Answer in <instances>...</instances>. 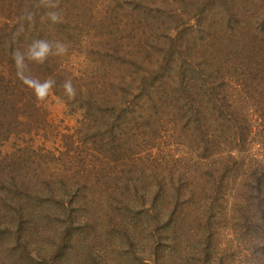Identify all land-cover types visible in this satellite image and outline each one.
Wrapping results in <instances>:
<instances>
[{
  "label": "rangeland",
  "instance_id": "1",
  "mask_svg": "<svg viewBox=\"0 0 264 264\" xmlns=\"http://www.w3.org/2000/svg\"><path fill=\"white\" fill-rule=\"evenodd\" d=\"M72 1L76 97L9 103L0 0V264H264V0Z\"/></svg>",
  "mask_w": 264,
  "mask_h": 264
},
{
  "label": "clouds",
  "instance_id": "2",
  "mask_svg": "<svg viewBox=\"0 0 264 264\" xmlns=\"http://www.w3.org/2000/svg\"><path fill=\"white\" fill-rule=\"evenodd\" d=\"M33 10L25 7L20 15V23L12 33L13 42L19 40L26 31V25L36 22L39 14L37 10L46 9L44 15L52 24L64 22L62 11L59 9L58 0H38ZM69 51V44L62 40L34 39L24 48H16L12 53V60L16 69V78L27 88L31 89L38 103H46L53 89L56 87V80L52 77L41 80L31 74L30 63L44 64L50 57H63ZM61 87L65 96L73 99L77 95V89L72 80L66 79Z\"/></svg>",
  "mask_w": 264,
  "mask_h": 264
},
{
  "label": "trees",
  "instance_id": "3",
  "mask_svg": "<svg viewBox=\"0 0 264 264\" xmlns=\"http://www.w3.org/2000/svg\"><path fill=\"white\" fill-rule=\"evenodd\" d=\"M66 1L70 3L72 0H70V1L66 0ZM61 2H63V1H61ZM69 3H67L68 6H70ZM224 3L227 6V9L224 8ZM63 4L64 3H61L60 8L65 10L66 13L68 12V14H71V12H70L71 6H70V8H68V10H66V9H64L65 6ZM220 4L228 14H231V15L235 14L232 12V11H234L233 7L234 8L237 7L235 0H224V1L220 0ZM247 6H248L247 1L241 3L242 9H248ZM208 7H211V6H208ZM40 18H42V15L37 16V19H40ZM238 22L236 21V23L234 25H232L230 28L232 29L235 25L237 26L239 24ZM50 25H52V24L51 23L48 24V26H50ZM48 26H47L46 30L41 29V26L39 24L33 26L34 28L26 29L25 33L23 35H21L19 40H17V42L15 41L16 43L13 42L14 44L12 43L13 45L11 47V50L12 49L15 50L16 48H24L29 43H31V41L34 39H48L49 40V36H50V34H49L50 30L49 29L50 28H48ZM260 27H261L260 28L261 34L262 33L264 34V24L260 25ZM252 28H250V29H252ZM250 29L248 27H243V28H240L239 30H237V35L235 36L236 37L235 43L237 45H238V42H240V41L243 42V47H245L246 45H248L250 43L251 40H250L249 36L252 34ZM11 35H12V32H11ZM9 37H11V36H9ZM10 39H12V37ZM230 43L233 46L234 42L231 41ZM29 67L31 70V74L35 77H38L41 80L47 79L49 77L54 78L56 80V87L53 89L54 94L70 103V99L67 96H65L64 90L61 87L63 82L66 79H69V78H67L66 74H69L70 66L65 65V64L60 65L58 62L55 61L54 57H50L48 59V61H46L44 64L30 63ZM77 79H74V80H77ZM11 84H13L15 86L14 87L15 88L14 93L15 94L17 93V94L14 95L12 98H11L10 94H8L7 95L8 98L6 97L7 102L11 103V101H13V102L16 101V99L14 97L19 96V94H22L23 92H24L25 96L29 97L27 100L29 103H31L32 98H35L33 91L31 89L27 88V86L23 85L18 79L17 80L12 79ZM10 85L5 86V88L9 89ZM3 87L4 86H0V88H3ZM215 99L217 100V98H215ZM27 101L25 103H28Z\"/></svg>",
  "mask_w": 264,
  "mask_h": 264
}]
</instances>
